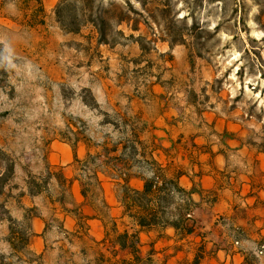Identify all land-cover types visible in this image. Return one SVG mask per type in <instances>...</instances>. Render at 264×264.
<instances>
[{"label":"rangeland","instance_id":"obj_1","mask_svg":"<svg viewBox=\"0 0 264 264\" xmlns=\"http://www.w3.org/2000/svg\"><path fill=\"white\" fill-rule=\"evenodd\" d=\"M112 2L133 5L137 13L112 24L108 42L100 43L81 15L78 32L64 30L58 4L0 0V264L84 262L81 242H70L73 235L51 221L48 240L64 251L30 249L32 220L43 208L26 202L56 197L69 203L72 177L89 188L88 200L98 202L105 187L97 185L94 172L102 182L122 176L115 190L128 200L131 194L122 187L131 175L143 182L159 175V186H165L163 174L173 175L159 151L190 154L196 162V154L212 152L222 134L239 133L264 151V0H102L107 7ZM75 5L77 12L83 6L81 0ZM177 45L181 49L174 50ZM154 87L165 94L147 93ZM163 108L177 111L169 123L174 136L182 121L186 132L209 140L153 139L146 131L155 125L143 121ZM60 143L79 151L81 161L55 168L50 156ZM222 148L231 154L228 170L241 168L232 147ZM168 188L154 205L168 220L182 209L193 228L203 208L192 213L186 192ZM217 220L229 223L225 215Z\"/></svg>","mask_w":264,"mask_h":264},{"label":"crops","instance_id":"obj_2","mask_svg":"<svg viewBox=\"0 0 264 264\" xmlns=\"http://www.w3.org/2000/svg\"><path fill=\"white\" fill-rule=\"evenodd\" d=\"M58 2L43 0L44 5L50 7H55ZM162 46L165 50L172 48L167 43ZM178 46L174 50L181 49ZM184 60L185 57L178 61ZM147 93L165 94L156 87ZM162 107H165L164 102ZM176 115V110L163 108L156 117L145 118L143 123L155 125L151 132H146L152 133L155 140L190 137L202 144L209 140L205 134L186 132L182 121L177 122L180 129L174 136L169 123ZM221 139L212 152L196 154V162L190 154L173 155L160 151L158 154L168 162L166 172L171 170L173 173L169 177H176L179 186L185 189L192 213L203 208L202 218L198 222L192 220L195 221L192 232L173 225L141 229L137 207L130 206V200H121L117 196L115 181L121 183L122 176L118 180L102 182L104 200L98 202L86 200L79 180L70 176L75 196L69 203L56 197H35L36 200L26 202L32 206L42 204L43 208L32 220L30 249L44 255L50 251H64V245L53 247L48 240L50 229L47 224L51 221L59 231L65 230L68 237L73 235L70 242L75 238V242H81L79 252L86 259L77 264H264V249L258 253L264 245V151L251 147L241 133L231 134L229 138L222 134ZM226 146H231L233 156L240 158L241 168L228 170L231 154L222 148ZM76 155L80 157V152L76 151ZM50 157L55 168L66 169L74 160L75 151L68 144L60 143L51 151ZM133 182L137 183L136 188H143L144 182L137 175L129 177V183ZM219 215L227 216L229 223H220ZM125 233L126 236H122ZM134 234L137 237L133 241ZM121 241L124 247H121Z\"/></svg>","mask_w":264,"mask_h":264},{"label":"trees","instance_id":"obj_3","mask_svg":"<svg viewBox=\"0 0 264 264\" xmlns=\"http://www.w3.org/2000/svg\"><path fill=\"white\" fill-rule=\"evenodd\" d=\"M41 1V0H38ZM76 1L78 0H60L56 10L58 21L61 24V27L68 32H78L80 30L79 15L83 17V21L90 22L94 25L98 32V41L100 43H107L109 38V31L112 27V24H120L123 21L131 20L129 12L137 13V9L133 8V5H130L129 8L115 3H111L109 7L105 6L102 3V0H81L83 6L76 11ZM167 5V6H166ZM164 11H169L168 4L164 5ZM136 29V28H134ZM203 30V29H202ZM181 43H184L181 41ZM174 43L170 42L172 46ZM75 150V148H73ZM75 160L81 161L76 155L75 150ZM85 162V161H84ZM152 165H157L158 162L152 158L150 161ZM149 163V162H148ZM11 169V168H10ZM162 169V168H161ZM125 174V172H124ZM166 175V174H165ZM164 174L161 176L165 186L162 184L158 185L157 179L160 178L159 175L155 174V177L151 179H146L143 184L142 189H138L129 184V179H124L123 189L127 193H130L131 196L128 197L130 200L129 205L137 207V221L142 228L154 227V226H164V225H173L175 228L183 230L185 232H192L193 228L187 223L182 209L177 215L176 220L165 219L163 214L164 210H160V207L154 203H158V200L162 198V192L166 189V186H169L168 193L170 192H181L185 193V189L179 186L178 180L176 177H166ZM4 176V175H3ZM94 179L97 182L98 186H101L102 180L98 176V172H94ZM79 180V179H78ZM80 181V180H79ZM81 193L86 200L89 199V188L85 184L81 183ZM104 200V197H102ZM88 219V218H86ZM127 233L122 236H126ZM137 234L132 236V240H136ZM121 247H124V242H120Z\"/></svg>","mask_w":264,"mask_h":264},{"label":"built area","instance_id":"obj_4","mask_svg":"<svg viewBox=\"0 0 264 264\" xmlns=\"http://www.w3.org/2000/svg\"><path fill=\"white\" fill-rule=\"evenodd\" d=\"M188 215H191V214H188ZM263 249H264V245H262V248H261V250L259 252L262 253Z\"/></svg>","mask_w":264,"mask_h":264}]
</instances>
